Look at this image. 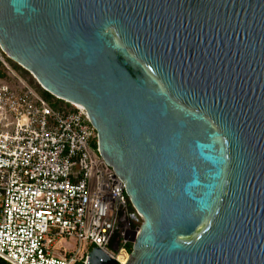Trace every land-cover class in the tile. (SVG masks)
<instances>
[{
	"label": "water",
	"instance_id": "obj_1",
	"mask_svg": "<svg viewBox=\"0 0 264 264\" xmlns=\"http://www.w3.org/2000/svg\"><path fill=\"white\" fill-rule=\"evenodd\" d=\"M0 50L85 109L142 221L125 264H264V0H0Z\"/></svg>",
	"mask_w": 264,
	"mask_h": 264
},
{
	"label": "built area",
	"instance_id": "obj_2",
	"mask_svg": "<svg viewBox=\"0 0 264 264\" xmlns=\"http://www.w3.org/2000/svg\"><path fill=\"white\" fill-rule=\"evenodd\" d=\"M0 61L15 78L0 83V261L88 264L97 246L121 263L141 218L99 154L85 109L54 108L1 50Z\"/></svg>",
	"mask_w": 264,
	"mask_h": 264
},
{
	"label": "trees",
	"instance_id": "obj_3",
	"mask_svg": "<svg viewBox=\"0 0 264 264\" xmlns=\"http://www.w3.org/2000/svg\"><path fill=\"white\" fill-rule=\"evenodd\" d=\"M3 58L6 61V63L11 67V69L15 70L16 72H18L20 74V76L23 77V79L29 84L31 85L43 98H45L47 101H49L54 108H60L63 105H69L68 103H66L65 101L59 100L55 97H53L52 95H50L47 91H45L44 89H42L40 87V85L38 84H33L29 78L27 77L28 72L25 71L24 69H22L19 65H17L16 63H14L12 60H10L8 57H6L3 53ZM10 77H12L11 73L8 71V69L3 65V63L0 61V78H4L5 80H9ZM141 220L139 221V225H141ZM93 248V246L90 247V250ZM128 253H130L132 251V245L128 246Z\"/></svg>",
	"mask_w": 264,
	"mask_h": 264
},
{
	"label": "rangeland",
	"instance_id": "obj_4",
	"mask_svg": "<svg viewBox=\"0 0 264 264\" xmlns=\"http://www.w3.org/2000/svg\"><path fill=\"white\" fill-rule=\"evenodd\" d=\"M5 55V54H4ZM2 57H3V55H2ZM4 59V58H3ZM15 63V62H14ZM17 64V63H16ZM18 65V64H17ZM9 66V65H8ZM10 67V66H9ZM21 67V66H20ZM22 68V67H21ZM10 69H11V67H10ZM23 69V68H22ZM12 71H13V73L17 76V77H20L21 79H23V77L22 76H20V74L18 73V72H16L15 70H13V69H11ZM25 70V69H24ZM26 71V70H25ZM28 72V71H27ZM27 77L29 78V80L33 83V84H38L37 83V81L35 80V78L28 72V74H27ZM14 77H10V79L7 81V80H5L4 78H0V83L2 82V81H4V82H11V83H14ZM39 85V84H38ZM73 243V241H70V240H68L67 242H66V245H68L69 247H70V245ZM128 255H129V253H128ZM116 257V256H115ZM127 258V256L126 255H121V259H119L120 260V262L122 261V260H124V259H126ZM118 260V259H117ZM0 264H5L4 262H2V261H0ZM121 264V263H120Z\"/></svg>",
	"mask_w": 264,
	"mask_h": 264
},
{
	"label": "bare ground",
	"instance_id": "obj_5",
	"mask_svg": "<svg viewBox=\"0 0 264 264\" xmlns=\"http://www.w3.org/2000/svg\"><path fill=\"white\" fill-rule=\"evenodd\" d=\"M119 259H121V255L119 256ZM127 259V258H126ZM126 259L121 261V264H125L126 263Z\"/></svg>",
	"mask_w": 264,
	"mask_h": 264
}]
</instances>
